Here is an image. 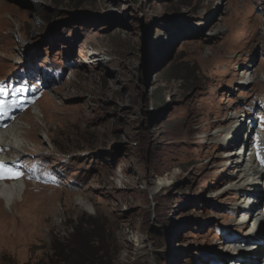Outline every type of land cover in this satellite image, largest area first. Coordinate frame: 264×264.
<instances>
[{
  "label": "rangeland",
  "instance_id": "obj_1",
  "mask_svg": "<svg viewBox=\"0 0 264 264\" xmlns=\"http://www.w3.org/2000/svg\"><path fill=\"white\" fill-rule=\"evenodd\" d=\"M33 1L31 16L0 0L14 9L0 15V111L46 110L51 146L9 164L42 189L29 191V220L2 228L0 264H77L54 246L72 247L79 226L104 237L102 264H230L222 246L256 209L240 227L223 166L235 144L201 138L229 112L242 117L236 141L251 121L264 133V87L243 81L264 69V0Z\"/></svg>",
  "mask_w": 264,
  "mask_h": 264
},
{
  "label": "bare ground",
  "instance_id": "obj_2",
  "mask_svg": "<svg viewBox=\"0 0 264 264\" xmlns=\"http://www.w3.org/2000/svg\"><path fill=\"white\" fill-rule=\"evenodd\" d=\"M19 1L27 2L31 16L35 15L38 10V4L35 1ZM3 12L11 17L14 9L10 6L3 7L0 3V15ZM32 22L34 25H38L36 16L32 17ZM15 28L14 38L19 43V47L22 48L24 39L18 33L17 25ZM6 49L10 48L6 47ZM88 58L91 61L97 60L93 56H88ZM243 81L245 83L261 82L264 87V69L259 72L248 67L244 70ZM47 120V111L42 110L38 105L32 106L29 111L25 109L23 116L18 118L8 114L7 111L1 110L0 160L9 166L25 153L31 154L32 150L40 151L41 144L47 143L48 146H51L47 133L42 129L44 124L46 126ZM241 120L242 117L238 112H229L221 125H218L211 134L204 135L201 139L203 142L211 143L213 147L217 148H226L235 144L232 149L224 152L223 166L230 169L226 186L235 197L234 213L238 214L240 227L244 226V220H246L248 214L252 213L251 210L256 209L248 228L241 235L227 240L222 246L223 251L235 255L230 257L233 259L230 264H264V237L261 238L259 234L253 233L255 227H264V133L259 129H255V122L251 121L250 126L248 124L244 127L246 130L244 136L236 141L235 136L238 133ZM234 141L235 143H233ZM25 179V177L0 179V232L2 228L9 229L11 226L31 218L29 211L32 206L30 205L32 196L40 191L42 187L37 183L33 187H29ZM256 183L263 184V195L259 199L255 198L251 192ZM162 184L164 185L165 182L159 179L157 184L148 187L146 190L153 193ZM29 191L33 194H31L32 196H29ZM43 195L44 192L41 196ZM47 201L46 198L43 199L41 205L47 204ZM74 201L82 209L90 213L93 212L92 204L82 196H76ZM4 207L11 210L16 208L17 211L16 213L6 214ZM262 249L263 255L257 260L258 257H255V253L260 252Z\"/></svg>",
  "mask_w": 264,
  "mask_h": 264
},
{
  "label": "trees",
  "instance_id": "obj_3",
  "mask_svg": "<svg viewBox=\"0 0 264 264\" xmlns=\"http://www.w3.org/2000/svg\"><path fill=\"white\" fill-rule=\"evenodd\" d=\"M91 227V225H89ZM86 230L82 226L76 227L72 234V247L66 246L60 242L55 243L54 250L61 248V252L68 249L77 257V264H102L103 256L102 250L94 248L93 245L101 244L104 237L101 234H94V236H87ZM91 235V234H89Z\"/></svg>",
  "mask_w": 264,
  "mask_h": 264
},
{
  "label": "snow or ice",
  "instance_id": "obj_4",
  "mask_svg": "<svg viewBox=\"0 0 264 264\" xmlns=\"http://www.w3.org/2000/svg\"><path fill=\"white\" fill-rule=\"evenodd\" d=\"M3 91H0V95H3ZM4 107V102L0 101V109ZM21 173L15 171L12 167L6 165L4 161L0 160V179H18Z\"/></svg>",
  "mask_w": 264,
  "mask_h": 264
}]
</instances>
